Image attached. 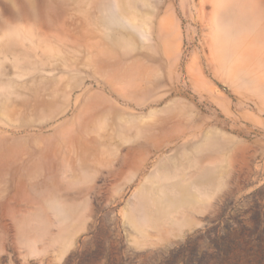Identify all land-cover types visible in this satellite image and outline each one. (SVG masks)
<instances>
[{
  "label": "rangeland",
  "instance_id": "374dc122",
  "mask_svg": "<svg viewBox=\"0 0 264 264\" xmlns=\"http://www.w3.org/2000/svg\"><path fill=\"white\" fill-rule=\"evenodd\" d=\"M0 264H264V0H0Z\"/></svg>",
  "mask_w": 264,
  "mask_h": 264
}]
</instances>
